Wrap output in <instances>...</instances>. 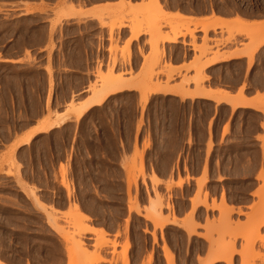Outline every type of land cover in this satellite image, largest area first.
Segmentation results:
<instances>
[{
    "label": "rangeland",
    "instance_id": "374dc122",
    "mask_svg": "<svg viewBox=\"0 0 264 264\" xmlns=\"http://www.w3.org/2000/svg\"><path fill=\"white\" fill-rule=\"evenodd\" d=\"M100 1L106 0H0V50L5 51L9 48V58L14 59L22 51L20 43L30 44L26 35H29L31 30L35 31L40 26H45L49 38L46 68L51 80L47 94L45 74L33 69L37 65L43 66L46 60H38L37 56L32 57L29 46L26 47L27 59L22 63L23 68L15 66L13 61L0 62V119L3 124L0 127L8 128L7 134H3L4 138L12 135L11 130L17 128L19 124L24 121L29 122V118L33 119L41 115L43 117L40 121L41 127L44 124V127H47L49 120L55 122L65 120L64 124L55 128L57 129L55 132L48 133V130H44L48 132L36 139L33 147L24 154L25 161L30 162L27 165H23L17 159L19 156L17 146L7 147L4 145L5 139L0 135V258L3 259L0 262H9L6 264H208L209 260L219 255L225 258L232 256L231 264H264V225H262L264 198L257 195L258 201L253 204L250 212L240 213L246 218V221L242 222V218L236 220L235 212H231L230 216L224 212L225 200L222 199L219 205L216 204V199L213 205L209 204L210 187L217 192L220 185L217 182L209 184L208 161L204 167V178L199 180L196 186L186 185L191 179L190 167L194 170L199 169L204 157L206 156L208 160L213 151L212 138L205 150V124L212 114L211 105L200 102L191 103L190 107V103H180L176 98L160 95L181 94L179 89L181 87L186 90L191 86L196 88L197 83L194 78L197 73L199 77L203 75L200 77L203 78L200 85L205 86L210 78L202 67L218 49L216 44H223V47L236 42L238 36H243L250 43L244 47L247 46L248 50H253L256 39L253 41V36L247 35L244 31L241 32L240 30L244 28L242 26H235L233 32H229L225 26L221 27L219 24L208 26L207 33L210 31L217 33L220 30L223 34L227 33L228 37L216 40L215 45H210L213 41L206 36L203 48L205 51L194 45L195 49L200 51L195 61L199 63V68L203 66L202 70L195 66V76L187 77L166 66L168 64L165 42L160 40L157 49L151 46L153 29L151 31L152 26L150 27L149 23H152V19L145 12L158 10V7H162L165 11L172 0L157 2L155 0H107L113 3L94 5ZM256 3L264 8V0H256ZM133 9L139 11L136 13L137 16L134 15ZM62 10L67 18L59 17V12ZM168 16H157L159 22L155 27L161 28L163 34L165 32L172 34L177 25L181 33H186L184 38L190 36L195 40L199 28L205 31L199 24L192 28L190 21L172 16L168 18ZM90 17L97 19L100 28L109 30L108 44L103 38V46L109 53L108 71L106 70L110 72V74L107 73L109 77L111 79L116 77L115 80L123 81L130 75L129 81L140 83L135 85L137 88H126L115 94L107 105L98 109L97 114L87 116L86 120L83 118L78 120L69 111L75 105L77 107L85 104L81 103L84 96L81 97V94L77 95L73 92L70 100L61 99L60 93L65 91L67 86L57 85L56 75L58 80L61 75V61L63 58L65 60L66 54L76 56V61H80L81 22ZM134 24L141 30L140 37L147 36L144 45L149 48V52L145 55L141 48L142 42H139L144 65L137 75H134L132 68V44L140 37L138 39L133 37ZM124 28H128L131 34L126 41L116 34ZM254 55L248 56L251 63ZM155 59H159V62L156 63ZM205 61L206 63H203ZM104 65V60L98 61L97 81L89 87V92L92 94L93 86H97L101 81ZM119 65L120 67L128 66L130 71L117 70ZM198 70L201 71V75ZM145 86L149 88L151 86L152 89L159 91L155 92L156 94L151 92V96L145 99V92H142ZM145 90L147 91V88ZM56 92L59 93V99L54 104L53 98ZM46 94L47 100H45ZM190 116L191 121L197 126L198 141L195 146L197 150L193 151V161L191 162L189 154L187 165H185L187 177L182 178L179 175L178 181H175V169L181 172V161L171 165L169 159H166L161 164H154V167L164 175L171 171L172 179L159 180L155 183L153 177L156 176L153 175L149 180L145 174V160L155 163L161 158L160 154H174L175 150L181 147V139L186 136ZM81 120H84L82 130H86V137L82 138L83 145L84 139L86 140V153L83 146L81 148ZM142 135L144 138L141 146ZM115 136L118 137L117 141L112 139ZM261 140V149L264 152V138ZM189 143L192 144V140ZM133 144L134 153L129 157ZM116 145L118 152L121 148L123 149V157L118 167L119 172L123 169L125 176L119 174V177L123 176V179L117 181L98 178L104 176V163L108 162V157L101 156V153L113 152ZM158 146H161V149L155 151ZM253 150L259 152L260 148L257 145ZM85 167L87 175H84ZM24 168L28 173L25 176L22 175ZM63 170H66L67 181L71 183L74 190L71 198L62 185ZM88 172L92 174L89 175ZM262 177L264 178V173L259 177L263 181ZM179 181L183 182L182 187L177 186ZM229 185L237 189L241 182L234 181ZM195 188L197 189L196 203L199 202L198 199L202 201L195 205L197 208L194 214H198L197 224H193V219L191 223L190 213H188L185 223V219L179 221L181 226H170L168 223L171 222L170 213L174 210V206L178 207L179 201L185 202L188 206L189 198ZM18 190L25 194V198L32 207L20 203V197L15 196ZM32 190L35 191L34 196ZM263 194L264 191H261L260 195ZM35 195L45 206H52L59 210L72 211L75 202L80 205L82 213L85 207L93 212L95 208L98 212L97 222L103 223L106 236L103 239L99 234L91 232L83 234L82 240L88 251L81 258L76 257L70 261L69 246L62 234L50 228L48 218L34 199ZM223 196L226 198L225 192ZM156 200L161 202V206L163 205L162 217L169 219V222L164 223L163 219L158 222L153 221L151 206ZM215 210L219 211V216L211 218L209 211ZM57 216L60 225L67 231L75 233L76 230L70 222L71 218L63 214ZM87 223L94 226L96 221L89 219ZM192 224L196 226L194 232L190 229ZM198 230H205L206 234H198ZM193 235L203 237L210 242L212 251L210 250L207 258H202L206 249L204 239L197 241L191 252L190 242ZM167 251L174 257L172 260L166 254ZM167 258L170 260L168 261ZM214 264L228 263L218 261Z\"/></svg>",
    "mask_w": 264,
    "mask_h": 264
},
{
    "label": "crops",
    "instance_id": "0c3cea01",
    "mask_svg": "<svg viewBox=\"0 0 264 264\" xmlns=\"http://www.w3.org/2000/svg\"><path fill=\"white\" fill-rule=\"evenodd\" d=\"M97 1V0H91ZM197 1V2H196ZM208 1V2H207ZM214 1V2H213ZM219 1V2H218ZM225 1V2H224ZM172 0L169 2V6L166 9L167 14L173 18H182L191 22L192 28L195 25L206 23L211 24L216 19H220L224 22H234L236 20H241L249 25L264 23V8L259 6V9L256 12H247L242 10V7L236 0ZM229 1V2H228ZM236 1V3L233 2ZM248 1V2H247ZM217 2V3H216ZM223 2V3H222ZM227 2V3H226ZM233 3V7L231 3ZM113 2L104 1L94 5H107ZM139 3V2H138ZM225 3V5H224ZM201 4V5H200ZM218 4V5H217ZM229 4V5H228ZM236 4V5H235ZM239 4V6H237ZM228 7H227V6ZM231 5V6H230ZM245 5L247 9L252 8L250 6V0H246ZM232 8V9H231ZM235 8V9H234ZM241 11V12H240ZM247 12V13H246ZM231 14V15H230ZM260 14V15H259ZM259 15V16H258ZM175 16V17H174ZM178 16V17H177ZM181 19V20H182ZM214 19V21H213ZM215 23V22H214ZM93 26V27H91ZM203 26V24L201 25ZM169 33V32H165ZM117 36H121L123 41H126L130 38V31L128 28H124L116 33ZM196 39L188 36L187 38L180 37L179 40L175 43H166V62L169 68L175 69L177 72H181L183 76L194 77L195 69L199 66V63L195 61L196 57L200 55V51L195 49L196 45L198 48L205 47V38L206 36L211 39L213 42H210V45H215L216 40L225 39L228 37L227 33H222L220 30L217 33L210 31L206 34L201 28L196 32ZM38 37V38H37ZM140 37V36H139ZM138 37V38H139ZM26 38H29V45L19 44L21 48V53L16 55L14 59L9 58L10 50L9 48L5 51L0 50V62L3 61H13L15 66L23 68L22 63L27 59L26 47H30L32 57L39 59H45L46 63L43 66H34L36 72H42L45 74V84L47 86V94L49 85L51 83L50 76L47 71V60H48V49L47 45L49 43L48 32L45 29V26H40L37 30H31L29 35H26ZM103 38H105L106 44H108L109 30L102 29L99 27L97 19L87 18L81 22V52L79 53L80 61H76V56L71 54H66L65 60L61 61V75L57 80V85H65L66 90L60 93V98L69 100L71 95L74 92L77 95L81 94V97L84 96L81 100V103L87 102L92 98V93L89 92V87L91 84H95L97 81V69L98 61L104 60V71L107 73V66L109 64V53L105 50L103 44ZM147 39L146 35H142L138 41L134 40L132 44L133 49V58H132V68L134 75H137L141 72V69L144 65V58L140 54L139 42L141 48H143L145 55L149 52V48L145 47L144 42ZM39 40V41H38ZM34 41V42H33ZM17 43V42H16ZM202 44V45H201ZM249 41L243 37L238 36L236 42L230 43L226 46L220 45L217 50H220L221 53H232L236 51H243L249 45ZM16 45V44H15ZM244 45H247L244 47ZM217 47V44H216ZM221 48V49H220ZM238 49V50H237ZM216 50V51H217ZM214 51V52H216ZM254 60L251 63L247 55H239V57H234L232 59L219 62L211 66H205V73L210 78L203 86L207 91L217 92L212 94L210 97H199L195 95L193 98L185 97L182 94L167 93L160 94L165 97L176 98L180 103H200L205 102L210 104L212 107V114L208 118L205 129H206V139H205V150H207V144L210 139H213V151L210 158L205 156L202 160L201 167L199 169H192L190 167V181L187 184L196 186L197 182L204 178L205 176V164L208 161L209 171L208 179L209 184L217 182L220 185V188L215 192L214 188L210 187V199L209 204L213 205L214 200L216 199V204L219 205L223 200H225L228 208H233L235 212L236 220L242 218L241 221L245 222L246 218L242 217L240 213L247 214L250 212L251 207L254 203L258 201L257 195L262 191L264 183L259 179L260 175L264 173V152L261 149L262 147V138H264V45H262L255 53ZM24 57V58H23ZM213 57V56H212ZM211 59V58H210ZM23 60V61H22ZM194 62V63H193ZM194 65V67H193ZM198 65V66H197ZM59 68V66H56ZM126 69L128 72L130 68L128 66L117 67V70ZM116 75V73H115ZM179 77V76H178ZM131 79V76L125 77V80ZM130 82V81H129ZM31 83V81H30ZM140 83V82H132ZM188 93L194 94L196 88L191 86L188 89ZM205 91V92H207ZM220 92V93H219ZM45 100H47V95ZM182 95V96H181ZM114 95L109 97L102 106L93 105L90 109V112L86 114L83 119L86 120L87 116H92L97 114L99 108L105 106L113 99ZM212 97V98H211ZM218 98V99H217ZM233 98V99H232ZM59 99V93L54 94V104ZM90 101V100H89ZM263 106V107H262ZM42 116H36L35 118H29L28 121H24L19 124L17 128L11 130L12 135L4 138L3 134L8 132V128L0 127V135L5 139V144L7 147L17 146L19 156L17 159L23 164L27 165L30 162L25 161L24 154L28 152L29 148L33 147L34 142L45 132L52 133L57 129L53 128L48 131L39 132L41 127L40 121H42ZM84 120H81V148L83 146L84 152L86 153V140L84 139V145L82 144V138L86 137V130H82V125ZM50 121V120H49ZM2 120L0 119V125ZM51 122H54L51 120ZM43 126V125H42ZM85 127V125H84ZM195 122L191 121V116L188 120L187 133L184 138H182L181 147L175 150L174 154H160L161 158L157 162L149 163L147 159L145 160V174L147 178H150L155 175L158 180L169 181L172 179L173 175L171 171L167 174H161L154 164H161L163 160L169 159L171 165H176L181 161L182 168L181 172L175 169L174 178L175 181H178L179 175L182 178L187 177V171L185 165H187V159L189 154L191 155V162L193 161V151L197 150L196 145L198 141V136L196 133ZM10 130V129H9ZM227 132V133H226ZM83 134V135H82ZM0 136V138H1ZM30 137V138H29ZM112 138V137H110ZM143 135L141 139V146L143 143ZM115 141L118 137L115 136ZM29 140V141H27ZM192 140V144L189 141ZM3 141V139H2ZM3 143V142H2ZM258 145L260 148L259 152L252 151ZM161 146H158L159 151ZM251 148V149H250ZM118 147L116 145L113 152L103 154L108 157V162L104 163L105 172L104 176L98 178L104 180H118L123 179V176L119 177V174L125 176L123 169H120L119 172L118 165L121 163L123 157V149L121 148L120 152L117 151ZM134 153V144L130 148V153L128 154L131 157ZM159 154V153H158ZM181 159V160H180ZM85 165V164H84ZM26 168L22 170V175L25 176ZM91 175V172H88ZM84 175H87L86 167L84 170ZM96 178V177H94ZM238 181L241 182V185L235 189L233 186L229 185L230 182ZM196 188L192 195L189 198L188 206L185 202H177L178 207L174 206V210L171 211L170 221L176 220V224L170 222V226H181L179 221L184 220L188 213H190L189 218L193 219L195 224H197L198 214L195 213L196 208L193 206L196 194ZM225 192L226 198L223 196ZM15 196L20 197V203L24 206L32 207V204L28 203L25 194L19 192L15 193ZM49 207V206H48ZM194 207V208H193ZM95 209V208H94ZM187 209V211H185ZM59 210V209H58ZM67 209L60 210L63 213H66ZM96 210V209H95ZM95 212V214H94ZM89 210L85 207L84 215L87 218L94 219L93 227L95 230H106L103 223L97 222L98 212ZM233 212V213H234ZM232 213V214H233ZM169 214V215H170ZM211 218L218 217L219 211H209ZM179 224V225H178ZM191 231L196 230V226H191ZM195 229V230H193ZM117 230V229H116ZM115 230V231H116ZM198 234L205 235L206 231L201 230L197 231ZM115 233H113L114 235ZM204 239L198 235H193L191 237V252H193L194 244ZM206 241V249L202 258H207L210 255L211 244L209 241ZM169 244V243H168ZM171 248L170 245H168ZM173 250V249H172ZM173 252V251H172ZM5 257V256H4ZM3 257V258H4ZM10 259V257H5ZM0 260H3L0 258ZM197 260V254H196ZM5 262V261H4ZM19 262V261H18ZM21 262V261H20ZM9 263V262H6Z\"/></svg>",
    "mask_w": 264,
    "mask_h": 264
},
{
    "label": "bare ground",
    "instance_id": "6f19581e",
    "mask_svg": "<svg viewBox=\"0 0 264 264\" xmlns=\"http://www.w3.org/2000/svg\"><path fill=\"white\" fill-rule=\"evenodd\" d=\"M156 2L158 1V0H155ZM201 1V0H200ZM205 1V0H204ZM215 1H217V0H215ZM224 1V0H223ZM234 1V0H233ZM232 1V2H233ZM197 2V1H196ZM208 2V1H207ZM214 2V1H213ZM219 2V1H218ZM225 2V1H224ZM229 2V1H228ZM242 2V1H241ZM246 2V1H245ZM217 3V2H216ZM223 3V2H222ZM227 3V2H226ZM231 3V2H230ZM233 3H236V1L235 2H233ZM233 3H231L232 4V6L231 7H233ZM243 3H244V1H243ZM135 4V3H134ZM237 4V3H236ZM235 4V5H236ZM239 4H241V3H239ZM239 4L237 5V6H239ZM201 5V4H200ZM218 5V4H217ZM224 5H225V3H224ZM229 5V4H228ZM159 6H161V5H159ZM164 6V5H163ZM227 6V5H226ZM228 7V6H227ZM232 9V8H231ZM235 9V8H234ZM138 10H139V8H138ZM133 11V13H135L134 15L135 16H137V12H139V11H137V10H135V9H133L132 10ZM241 12V11H240ZM69 13H70V11H69ZM247 13V12H246ZM145 14L146 15H148L149 16V18L150 19H152L151 20V22L152 23H149V25H150V27H151V31H152V29H153V32L151 33L152 34V39H151V46L152 47H154L155 49H157L158 48V46H159V41L161 40L162 42H165V43H175V42H177V40L179 39V37L180 36H183V37H185V34H183V33H181V30H180V27L179 26H177L176 25V27H174V29H173V32H172V34L170 33H165V34H163L162 33V31H161V28H157V27H155L156 25H157V23L159 22V19H158V17L157 16H168L169 14H167V12H166V10L164 11L163 10V8L162 7H158V10H146V12H145ZM231 15V14H230ZM260 15V14H259ZM258 15V16H259ZM66 17L67 15H66V13L62 10L61 12H59V17L61 18H63V17ZM147 16V17H148ZM175 17V16H174ZM178 17V16H177ZM67 18V17H66ZM70 18V17H69ZM168 18H170V16H168ZM172 18V17H171ZM179 18V17H178ZM65 19V18H64ZM180 19H182V18H180ZM59 20V19H58ZM62 20V19H61ZM182 20H186V19H182ZM217 21H214V19H213V21L215 22H213L212 23V25L210 24H204V23H201V24H199V25H202L203 24V26H201L204 30H205V32L207 33V27L208 26H216V25H221V27L223 26H225V28H227L228 29V31L229 32H231L233 29H234V27L235 26H242V27H244L243 29H241L240 31L242 32V31H244V33L246 32L247 33V35L249 34V35H251V37L253 38V41L256 39V41H255V47H254V49L253 50H248V47L247 48H244L243 49V51L241 50V51H236L235 50V52H232V53H229V54H227V53H221L220 52V50H217L216 52H214V55H213V57H211V59L206 63V61L205 62H203V63H206L204 66H211V65H214V64H217V63H219V62H222V61H226V60H229V59H232V58H234V57H239V55H247V56H249V57H253V54H254V52H256L262 45H264V23H260V24H252V25H249V24H247V23H245V22H243V21H241V20H236V21H234V22H229V23H227V22H224V21H222V20H220V19H216ZM185 22V21H184ZM180 24V23H179ZM191 24V23H190ZM198 25V24H197ZM17 26V25H16ZM113 26V25H112ZM154 27V28H153ZM133 28H135L134 29V32H133V37L135 38V39H138V37L141 35V30L140 29H138V25H136V24H134L133 25ZM213 28H215V27H213ZM191 30H193V29H191ZM112 31H113V29L111 30V34H112ZM189 31H190V29H189ZM188 31V32H189ZM193 31H195V30H193ZM233 32V31H232ZM190 33H191V35L194 37V35H193V32H191L190 31ZM182 34V35H181ZM255 36V37H254ZM257 36V37H256ZM38 38V37H37ZM251 38V39H252ZM39 41V40H38ZM160 41V42H161ZM34 42V41H33ZM202 45V44H201ZM220 45L221 44H217V47H220ZM19 48V47H18ZM21 48V47H20ZM200 48V47H199ZM200 49H202V51H205V49H203V46L200 48ZM238 50V49H237ZM204 53V52H203ZM212 53V52H211ZM155 57V56H154ZM24 58V57H23ZM158 58V57H157ZM208 59V58H207ZM23 61V60H22ZM155 61H156V63L157 62H159V59H155ZM197 61V60H196ZM202 62V61H201ZM194 63V62H193ZM201 64V63H200ZM167 66V65H166ZM165 66V67H166ZM198 66V65H197ZM203 66V65H202ZM202 66H200V68L202 67ZM202 67L203 69L205 68V67ZM168 67H170V66H168ZM193 67H194V65H193ZM167 68V67H166ZM199 67H198V69H200ZM202 68H201V70H202ZM171 69V68H170ZM108 71V70H107ZM198 72H199V74L201 75V71H199L198 70ZM108 73V72H107ZM107 73H102L101 74V81H100V83L97 85V86H93V94H92V98H90L89 100H88V102H85V104H82L81 106H77V107H75V106H73L72 108H70V114H72V115H74L78 120L80 119V118H83L86 114H88L89 112H90V108L93 106V105H96V106H101V105H103L104 104V102H106V100L109 98V97H111V96H113V95H115V94H118V93H120V92H122L124 89H126V88H134V87H136L137 88V86H135V85H137V83H132L131 81L129 82L128 80H123V81H121V80H115V79H117L116 77H114V78H110L109 77V75L108 74H110V72L107 74ZM198 75V73L196 74V78H194L195 80H196V83H197V87H196V92L194 93V94H189L188 93V90H186L185 88H183L182 89V87L181 88H179V89H181L180 91V93L184 96V98L185 97H191V98H193L195 95L197 96V95H199V97H203V96H208V97H210V96H212V94H215V93H217V92H214V91H207L203 86H201L200 84H201V82H203V78H200V77H203V75L202 76H197ZM119 79H121V78H119ZM187 84H188V82H186ZM134 85V86H133ZM150 85H151V83H150ZM182 85V84H181ZM184 85V84H183ZM143 88H144V86H143ZM147 88V91L145 90ZM156 88V87H155ZM163 89H164V87H162ZM142 88L140 87V90H141ZM145 89H143L142 90V92H145V94H144V96H145V99L146 98H149V96H151V92H153V93H155V92H158L157 90H154V89H152L151 88V86H150V88H149V86H145ZM188 89V88H187ZM205 91H207V92H205ZM164 92V91H163ZM176 92V91H175ZM152 93V94H153ZM220 93V92H219ZM156 94V93H155ZM159 94V93H158ZM181 95V96H182ZM213 97V96H212ZM211 97V98H212ZM214 98V97H213ZM218 99V98H217ZM233 99V98H232ZM263 107V106H262ZM67 119V118H66ZM64 122H65V120H61V121H54V123H51V121L49 122H47V124H48V126L47 127H44L45 126V124H44V126H42V127H40L39 128V132H43L44 130H50V129H53V128H58L60 125H62V124H64ZM46 123V122H45ZM46 124V125H47ZM6 127H8V126H6ZM7 134V133H6ZM30 138V137H29ZM27 141H29V140H27ZM264 145V144H263ZM66 168V167H65ZM66 170H63V173H62V178H63V180H62V185H63V187H64V189L67 191V193H68V196L71 198V196L72 195H74L73 193H74V190H73V188H72V186H71V183H69L68 181H67V172H65ZM263 178V177H262ZM153 181L155 182V183H158L159 182V180L156 178V177H153ZM205 181V180H204ZM263 181H264V178H263ZM183 182L182 181H179V183H177V186H179V187H182V184ZM204 183V182H203ZM130 184V183H129ZM33 191V190H32ZM262 191H264V189L262 190ZM33 193V196H34V193H35V191H33L32 192ZM261 194V192L258 194V196L260 197H263L264 198V194L263 195H260ZM154 198V197H153ZM158 198V197H157ZM35 201H36V203L40 206V208H42L43 209V211H44V214H45V216L48 218V225L50 226V228H52L54 231H56V232H58V234L60 233V235L62 234V236H63V238H64V240H65V242H66V244L69 246V248H68V253H69V260L70 261H72L73 259H75L76 257H80L81 258V256H83V255H85L86 253H87V248H86V244L83 242V240H82V235L83 234H85V233H88V232H91V233H93V234H99V235H101L102 236V238L103 237H105L106 236V232H104L103 230H101V231H99V230H95L93 227H91L90 225H88V223L86 224V221H88L90 218H87L83 213H82V209L80 208V205H78V203H74V208L72 209V211H68V212H66V213H63V212H61L60 210H58L57 208H53L52 206L51 207H47V205L45 206L44 205V203H42V201H40V199L35 195ZM207 199V195L205 196V200ZM11 200V199H10ZM158 200H160V199H158ZM158 200H156L155 202L153 201L152 202V206H151V211H152V214H153V221H155V222H158V220L160 221V219H163L164 220V223H165V221H167V222H169L168 220L169 219H164V217H162V214H161V207H163V205L161 206V202H158ZM199 200V202H197L196 203V201L194 200V202L193 203H195L193 206L195 207V205H197V204H200V202H202V201H200V199H198ZM19 202V201H18ZM91 202V201H90ZM180 202V201H179ZM205 202V201H204ZM73 205V204H72ZM173 205V204H172ZM223 207H224V209H225V211L224 212H227V215L229 214V216L231 215V212H234V210H233V208H228L227 207V205L225 204V203H223ZM84 207V206H83ZM193 207V208H194ZM197 207V206H196ZM195 207V208H196ZM90 208V207H89ZM95 210V209H94ZM96 211V210H95ZM103 211V210H102ZM14 213V212H13ZM59 214H63L65 217H68V218H71V220L72 221H70L71 222V224H72V226L74 227V229L76 230L75 231V233H71V232H69V231H67V229H65V227H63L62 225H60V223L58 222V216L57 215H59ZM100 214V213H99ZM32 215V214H31ZM34 215V214H33ZM96 215V214H95ZM98 215V214H97ZM102 216V215H101ZM168 217V216H167ZM166 218V217H165ZM86 219H88V220H86ZM103 219V218H102ZM178 220H176L175 219V217H174V221H172L171 223H175L176 224V222H177ZM190 221V220H189ZM215 221V220H214ZM70 222H69V224H70ZM193 222V220L191 219V223ZM263 224L262 225H264V222H262ZM38 224V223H37ZM170 224V223H169ZM193 224H195V222H193ZM192 224V225H193ZM165 224H163V226H164ZM179 225V224H178ZM191 225V224H190ZM245 225V224H244ZM243 225V226H244ZM67 227V226H66ZM190 230V229H189ZM193 230H195V229H193ZM252 233H253V231H252ZM251 233V234H252ZM248 236H250V234H247ZM244 236H246V235H244ZM104 239V238H103ZM4 242V241H3ZM168 242V241H167ZM40 243V242H39ZM165 248V247H164ZM163 248V249H164ZM173 251V250H172ZM212 251V250H211ZM223 251V250H222ZM221 251V252H222ZM165 252V251H164ZM219 252V251H218ZM223 253V252H222ZM166 254L168 255V257L172 260L174 257L167 251L166 252ZM166 256V255H165ZM223 258V259H222ZM61 259V258H60ZM168 259V258H167ZM170 259H168V261L170 260ZM21 261V260H20ZM69 261V262H70ZM218 261H224V262H227L228 264H231V262H232V256H228V257H221V256H215L213 259H211V261L209 260V263L208 264H214V263H216V262H218ZM0 264H6V262H4V263H2V262H0Z\"/></svg>",
    "mask_w": 264,
    "mask_h": 264
},
{
    "label": "flooded vegetation",
    "instance_id": "af4514ba",
    "mask_svg": "<svg viewBox=\"0 0 264 264\" xmlns=\"http://www.w3.org/2000/svg\"><path fill=\"white\" fill-rule=\"evenodd\" d=\"M237 2H240V0H236ZM241 7H242V10H245L247 12H256L257 9H259V6L258 4L256 3V0H251V3H250V6H252V8L250 9H247V6L245 5V1L246 0H241ZM244 1V3H243Z\"/></svg>",
    "mask_w": 264,
    "mask_h": 264
}]
</instances>
